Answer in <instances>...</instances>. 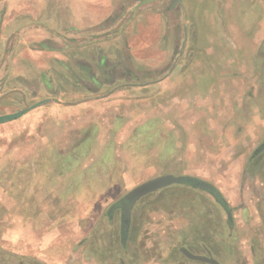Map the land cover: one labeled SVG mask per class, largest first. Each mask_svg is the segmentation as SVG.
Masks as SVG:
<instances>
[{
  "label": "rangeland",
  "instance_id": "obj_1",
  "mask_svg": "<svg viewBox=\"0 0 264 264\" xmlns=\"http://www.w3.org/2000/svg\"><path fill=\"white\" fill-rule=\"evenodd\" d=\"M122 2L112 21L66 46L98 43L102 56L129 68L113 74L112 62L96 58L92 69L73 64L57 77L70 98L99 100L81 107L89 131L64 141L49 118L30 139L1 131L0 264H121L128 247L108 210L168 175L217 186L228 207L224 217L210 213L221 206L185 186L145 196L140 243L161 250L149 262L177 264L168 258L183 261L180 248L205 254L198 245L220 241L221 264H264V157L262 183L253 182V154L264 142V0ZM27 99L0 109L35 104ZM181 217L184 225L175 222ZM139 252L136 264L147 257Z\"/></svg>",
  "mask_w": 264,
  "mask_h": 264
},
{
  "label": "crops",
  "instance_id": "obj_2",
  "mask_svg": "<svg viewBox=\"0 0 264 264\" xmlns=\"http://www.w3.org/2000/svg\"><path fill=\"white\" fill-rule=\"evenodd\" d=\"M6 1L8 0L0 2V105L2 106L6 102L7 104L10 102L18 104L25 98H28L26 101H35V104L42 102V105L28 111L17 120L8 122L11 126L8 129L0 130V135L4 133L1 131L8 130L18 133L19 138L30 139L41 136L43 135L41 124L47 121L45 118H49L55 122L59 121L61 124L60 132L64 141H71V139L73 141L79 134L89 131L90 124L87 125L88 121L83 118L86 111H83L84 108L81 107L90 108L99 100L91 98L92 96L84 98H73L72 96L70 98L71 95L67 93L69 89H61L63 85L57 80L59 71L66 73V69L72 68L73 64L78 69H92L97 62L96 58L104 65L107 62H112V65L118 69L129 68V66L118 64L117 60L110 56L111 59L108 56H102V50L99 49L98 43L85 45L79 43L74 48L67 47L66 44L71 40L91 37L92 32L96 31L103 22L112 21L115 15L123 12L124 2H122L123 0H15L16 2L10 4ZM148 3L149 1H144L141 4L146 6ZM246 16V20H253V12L247 13ZM71 63L72 65H70ZM108 68H114V66ZM78 80V83L83 85L85 92L92 94L97 91L95 86ZM43 84L45 91L42 88ZM93 84L97 83L93 81ZM63 90L64 92H62ZM47 101L56 103L58 107H53ZM5 106L9 105H3L0 111H4L5 113H1L6 115L8 107ZM40 117L44 120H41ZM218 130L217 128L216 131ZM14 140L19 141L15 136L10 139V142ZM20 142H15L16 149ZM263 157L264 151L253 157V182L256 184L262 183L257 175L259 172L257 168L259 164H262ZM166 189L168 188L149 194V196ZM191 190L196 191L195 189ZM216 190L220 191V189ZM257 191H255L256 197L259 196V190L257 189ZM220 192L222 193V191ZM145 198L136 204L124 244L121 243L118 215L115 214L113 221L109 222L111 230L118 229L119 242L122 246L128 247V252L124 253L125 260L121 264H136V257L143 255L139 252L142 250L147 254V257H143L144 261L139 264H152L153 261L149 262L150 259L161 258L159 246L148 249L144 243H140L141 230H139L138 217H143L142 213L146 212L149 207L146 202L144 203ZM255 205L258 206V203L255 202ZM208 209V212L224 217L225 210L222 207L219 210L217 208L210 210L209 206ZM159 216H161V212ZM185 220L181 217L175 222L178 225L183 222L184 225ZM206 220H209L208 217ZM195 223L193 222V224ZM192 232L199 234L195 229ZM198 246L207 247L206 253L198 254L194 248H180L183 261L168 259L178 262L177 264H213L209 260L214 261L215 264H221L214 257L216 253H221L220 241H211L206 245ZM157 262L154 261V264Z\"/></svg>",
  "mask_w": 264,
  "mask_h": 264
},
{
  "label": "water",
  "instance_id": "obj_3",
  "mask_svg": "<svg viewBox=\"0 0 264 264\" xmlns=\"http://www.w3.org/2000/svg\"><path fill=\"white\" fill-rule=\"evenodd\" d=\"M3 1H5V0H0V2H3ZM175 1L180 3V0H175ZM40 105H42V102H39L33 106H30V107L23 109L21 111H18L16 113L1 115L0 116V125L14 121V120H17L18 118H20L21 116L26 114L28 111H30V110H32L35 107H38ZM262 146H264V142L260 146V148ZM172 186H185V187H188L191 189H195V190L204 192L205 194H207L208 196L213 198V200L218 205H220L222 208H227V205H226L224 199L221 197L220 193L215 189V187H213L212 185H210L208 183H205V182H202L200 180L193 179L190 177H185V176L175 177L172 175H168V176L159 177L157 179L151 180V181L137 187L136 189L131 191L129 194L124 196L121 200H119L116 204H114L111 207V209L109 210L110 212H112L115 208L119 207L123 212L124 223H123V229H122L123 230L122 238H123L124 243H125L126 235L128 232V224H129L130 214H131V211H132L133 207L135 206V204H137V202H139L142 198H144L145 196H147L149 194H152L154 192H157V191H160V190H163L165 188L172 187ZM209 261L211 263L215 264L214 261H212V260H209Z\"/></svg>",
  "mask_w": 264,
  "mask_h": 264
},
{
  "label": "flooded vegetation",
  "instance_id": "obj_4",
  "mask_svg": "<svg viewBox=\"0 0 264 264\" xmlns=\"http://www.w3.org/2000/svg\"><path fill=\"white\" fill-rule=\"evenodd\" d=\"M112 69H113V71H112L113 74H114V71H116V73H117L118 68L114 67ZM119 69H121V68H119ZM122 77H124V76H122ZM263 151H264V146H262L258 150L256 149L255 152H254V154H253V157L257 156L259 153H261ZM135 207H136V204L133 207V209L131 211V214H130V219H129V224H128V232H129V228H130V225H131L132 214H133V211H134ZM223 209L226 211V208H223ZM109 210L107 212V218L110 220V222L113 221V218H114L115 214L118 215V225H119V231H120L119 233H120V237H121V243L123 244L124 243L123 242V238H122V233H123V230L122 229H123V223H124V220H123V212H122V210L119 207L118 208H115L112 212H110ZM128 232H127V235H128ZM127 235H126V239H127ZM125 242H126V240H125Z\"/></svg>",
  "mask_w": 264,
  "mask_h": 264
}]
</instances>
